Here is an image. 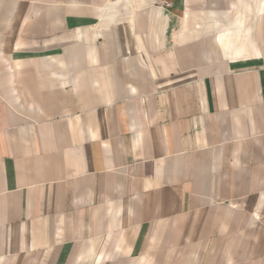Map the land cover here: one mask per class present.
<instances>
[{
    "label": "crops",
    "instance_id": "obj_1",
    "mask_svg": "<svg viewBox=\"0 0 264 264\" xmlns=\"http://www.w3.org/2000/svg\"><path fill=\"white\" fill-rule=\"evenodd\" d=\"M0 264H264V0H0Z\"/></svg>",
    "mask_w": 264,
    "mask_h": 264
},
{
    "label": "built area",
    "instance_id": "obj_2",
    "mask_svg": "<svg viewBox=\"0 0 264 264\" xmlns=\"http://www.w3.org/2000/svg\"><path fill=\"white\" fill-rule=\"evenodd\" d=\"M160 5L162 6V7H165V8H169L171 5H170V3L169 2H166V1H162V2H160Z\"/></svg>",
    "mask_w": 264,
    "mask_h": 264
}]
</instances>
